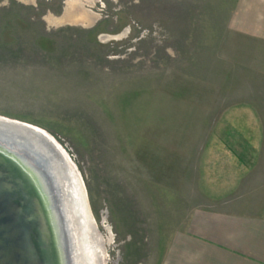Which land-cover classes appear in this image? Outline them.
I'll return each instance as SVG.
<instances>
[{
	"label": "rangeland",
	"instance_id": "obj_1",
	"mask_svg": "<svg viewBox=\"0 0 264 264\" xmlns=\"http://www.w3.org/2000/svg\"><path fill=\"white\" fill-rule=\"evenodd\" d=\"M241 2L0 0V117L64 150L100 264H164L197 211H264V36Z\"/></svg>",
	"mask_w": 264,
	"mask_h": 264
},
{
	"label": "water",
	"instance_id": "obj_2",
	"mask_svg": "<svg viewBox=\"0 0 264 264\" xmlns=\"http://www.w3.org/2000/svg\"><path fill=\"white\" fill-rule=\"evenodd\" d=\"M67 163L42 130L0 117V264H76Z\"/></svg>",
	"mask_w": 264,
	"mask_h": 264
},
{
	"label": "crops",
	"instance_id": "obj_3",
	"mask_svg": "<svg viewBox=\"0 0 264 264\" xmlns=\"http://www.w3.org/2000/svg\"><path fill=\"white\" fill-rule=\"evenodd\" d=\"M241 5L248 26L263 29L264 36V0H242ZM253 205L194 212L164 264H264V211Z\"/></svg>",
	"mask_w": 264,
	"mask_h": 264
},
{
	"label": "bare ground",
	"instance_id": "obj_4",
	"mask_svg": "<svg viewBox=\"0 0 264 264\" xmlns=\"http://www.w3.org/2000/svg\"><path fill=\"white\" fill-rule=\"evenodd\" d=\"M45 133V132H44ZM46 134V133H45ZM48 135V134H46ZM49 138H51L48 135ZM52 139V138H51ZM53 140V139H52ZM56 144V143H55ZM62 154L67 158L66 153L58 144H56ZM69 159L67 162L69 164ZM72 164L66 171V197L69 199L68 203L71 209L73 243L75 248L74 259L76 264H100L97 258V253L92 243L91 231L93 226L91 224L92 218L88 209L86 196L83 184L78 177V174L72 171Z\"/></svg>",
	"mask_w": 264,
	"mask_h": 264
}]
</instances>
